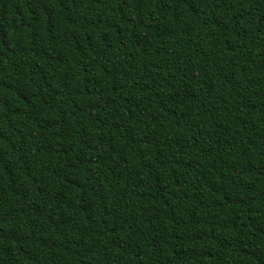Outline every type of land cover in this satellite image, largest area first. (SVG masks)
<instances>
[{
  "label": "trees",
  "instance_id": "obj_1",
  "mask_svg": "<svg viewBox=\"0 0 264 264\" xmlns=\"http://www.w3.org/2000/svg\"><path fill=\"white\" fill-rule=\"evenodd\" d=\"M0 264H264V0H0Z\"/></svg>",
  "mask_w": 264,
  "mask_h": 264
}]
</instances>
